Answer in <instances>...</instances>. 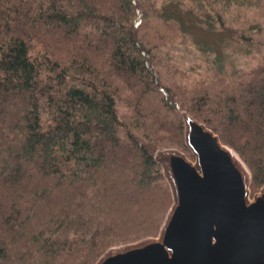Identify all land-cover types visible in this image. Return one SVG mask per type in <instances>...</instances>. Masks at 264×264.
<instances>
[{"label": "trees", "instance_id": "1", "mask_svg": "<svg viewBox=\"0 0 264 264\" xmlns=\"http://www.w3.org/2000/svg\"><path fill=\"white\" fill-rule=\"evenodd\" d=\"M251 9L264 0H0V264H95L156 236L173 198L154 155L194 158L184 110L264 185V63L190 81L162 53L251 54Z\"/></svg>", "mask_w": 264, "mask_h": 264}, {"label": "water", "instance_id": "2", "mask_svg": "<svg viewBox=\"0 0 264 264\" xmlns=\"http://www.w3.org/2000/svg\"><path fill=\"white\" fill-rule=\"evenodd\" d=\"M185 144L155 159L172 192L157 236L114 246L95 264H264V185L252 194L250 169L218 134L182 111Z\"/></svg>", "mask_w": 264, "mask_h": 264}, {"label": "rangeland", "instance_id": "3", "mask_svg": "<svg viewBox=\"0 0 264 264\" xmlns=\"http://www.w3.org/2000/svg\"><path fill=\"white\" fill-rule=\"evenodd\" d=\"M258 12L259 11L256 9H251L246 15L256 19V23L260 22L257 23V25H261L262 30L256 31V29L252 28L248 31L246 29V31L254 36L257 41H264V15L258 14ZM246 15L245 17L242 15V18L246 19ZM231 51L232 50H229V52ZM162 53L166 58L165 62L170 66V70L181 69L186 71L189 74V78L186 79L190 81L192 79L216 78L223 74L224 67L229 70V74H233L237 72H249L251 68L264 63V44H261L260 47H258V49L256 48L251 54L244 55L235 53L232 55V58L228 57L224 61L217 58L215 54L197 51L191 44L170 45L168 48L164 49ZM125 112L126 109L121 110V113ZM259 189L260 187L257 190L251 187L252 194Z\"/></svg>", "mask_w": 264, "mask_h": 264}]
</instances>
